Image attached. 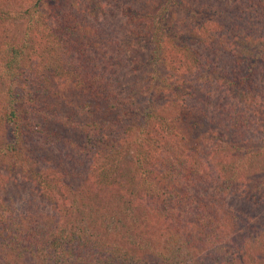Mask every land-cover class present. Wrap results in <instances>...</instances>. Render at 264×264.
Listing matches in <instances>:
<instances>
[{
	"label": "trees",
	"instance_id": "16d2710c",
	"mask_svg": "<svg viewBox=\"0 0 264 264\" xmlns=\"http://www.w3.org/2000/svg\"><path fill=\"white\" fill-rule=\"evenodd\" d=\"M5 1L0 0V21L8 15L1 7ZM152 1L83 0L84 6L78 8L86 15L89 28L77 33L57 19L51 22L59 29L52 31V24L41 20L45 8L60 5L61 0H29L24 12L17 10L11 22L25 18L21 38L6 39L9 26L5 23L0 40V159L10 153L18 165H36L37 172H25L28 179L35 178L36 173L62 184L67 179L50 159L51 146L43 145L58 134L56 127L67 125L54 118L30 123L29 106L34 98L21 100V86L36 72L31 67L38 61L46 67L51 61L45 56L47 48L33 45L27 30L39 33L40 42L45 39L44 32L54 39L58 48L53 55L60 57L68 69L64 72H69L54 75L70 82L72 91L69 94L60 88V95L53 92L51 97L67 102L66 115L78 117L76 125L86 131V140L75 141L78 153L92 150L98 157L81 166L82 175L74 190L87 200H80L84 212L76 211V218L66 216L73 232L61 234L64 239L60 240L56 236L59 220L55 218L56 222H49L53 233L31 235L28 227L10 216L9 223L0 221V231L9 237L12 223L17 222L19 228L15 230L28 246L24 247L13 230L6 237L3 264H228L224 258L237 244V253L229 255L230 264H264V244L255 242L261 230L249 226L258 218L249 221L247 212L234 215L223 204L234 194L240 204L242 196L244 203L255 201L258 207L263 201L264 170L253 183L247 177L246 164L254 166L264 159V150L252 148L247 138L249 133L253 136V127L264 126V42L257 31L259 22L264 23V3L253 0L260 9L245 23L238 14L232 17L222 13L225 24L220 27L226 41L218 42V48L208 44L213 49L204 51L207 62L200 56L205 49L202 44L211 40L200 34H206L200 22L203 19H193L191 6L181 0ZM94 3L104 15L102 19L116 12L125 26L88 20L89 4ZM97 31L102 35H96ZM118 36L119 42L110 40ZM32 48L31 55L26 53ZM225 49L228 54H223ZM30 59L36 60L31 67L27 66ZM77 62L80 66L91 63L90 69L71 73ZM52 69L47 66L45 73ZM203 71L216 88L219 84V90L232 89L228 93L236 91L234 98L241 104L257 107L256 113L237 114L239 119H235L229 113L231 107L223 105L224 100L218 115L207 114L202 97L186 78L192 75L199 79ZM49 87L54 89V83ZM73 90L89 99L73 103L62 98ZM223 91L221 94L227 90ZM253 100L262 102L258 105ZM54 115L60 117L61 113ZM76 162L78 167L82 164ZM9 174L16 176L13 171ZM86 182L92 186L90 192L82 188ZM49 202L53 209L55 201ZM116 228L124 230L118 234ZM238 236L246 239L240 242ZM45 246L47 251L43 252ZM210 254L216 258L206 262Z\"/></svg>",
	"mask_w": 264,
	"mask_h": 264
},
{
	"label": "rangeland",
	"instance_id": "374dc122",
	"mask_svg": "<svg viewBox=\"0 0 264 264\" xmlns=\"http://www.w3.org/2000/svg\"><path fill=\"white\" fill-rule=\"evenodd\" d=\"M101 2H105V0H100ZM107 1V0H106ZM147 2L154 3L155 1L152 0H146ZM182 2L188 3L191 6V11L193 12L192 14L194 15V18H202L203 21L202 25H205L203 29H206V34L204 32H200L201 36H204L205 38L207 37L208 39H211L207 45L202 44V47L205 48L203 52H201L200 55L203 58V61H207L206 57L208 55H204V51H211L213 48L211 46H214L218 48V42H225L226 37L222 33V28L220 26L225 24V21L222 19V13L224 15H230L234 16L237 15L241 18V22L245 23L248 22L249 20L252 19L253 13L255 10L260 9V4L255 6L253 4V0H181ZM259 2L264 3V0H258ZM29 0H6L4 3L2 2L1 7L4 9V12L7 13L8 15L7 18L3 15L2 17L5 18L4 21H0V40L3 38V34L5 32V23L7 26H9L8 31L6 32V39H8L10 36L13 37V40H16L18 37H22L25 32V24H23V20L25 18L19 17L17 20H14L11 22V18L14 17L15 13L17 10H20V12H24L28 5ZM81 2V3H79ZM83 0H61V4H56L55 6H49L45 8L46 13L42 12L43 18L41 20L46 19L47 22H50L52 25L50 29L53 31L54 29H59V25L57 23H52L51 21H55V19L59 20L58 22L62 21L63 27L67 26L69 30H73L74 33H77L78 30L81 32L85 30L87 25L85 24L86 22V15L83 14V11L80 10L83 6L81 5ZM90 8L88 10L91 12L90 17L88 20H91L92 22H95L94 24L98 22H105L109 23V25L114 24V27H122L125 26L124 19L121 15L118 13L114 12L112 15L111 14H105L109 15L107 18L102 19L104 16L102 12L97 9L98 7L95 3L89 4ZM70 6V7H69ZM82 6V7H81ZM80 7V8H78ZM9 10H15L14 12H9ZM195 13V14H194ZM218 16L215 18L214 16ZM241 15V16H240ZM36 16V15H35ZM197 18V19H198ZM95 19H97L95 21ZM209 20H212L209 23ZM216 20L220 23L215 25ZM221 21V22H220ZM12 24H11V23ZM61 23V22H60ZM258 24V34L263 39L264 42V23L262 24L259 22ZM197 25V22H196ZM246 25V24H245ZM58 26V27H57ZM61 27V25H60ZM49 29V30H50ZM123 29V28H122ZM64 30L62 28L61 32ZM28 31V36L30 39H32L33 45H36L37 47L40 46L43 48V45L47 50L45 51L42 49L41 51H45V56L50 58V62L44 67L43 63L44 62H39L37 65H34L31 67L32 62H36L35 59L29 61V65L27 66L31 67V70H36V72L33 74L31 80L30 78L26 81L25 85L21 86V91L20 93L22 94V99L23 97L26 99H30L31 97L34 98L35 102L30 103V111L31 115L29 114L28 117H30V123L32 124H39L38 122L43 118L46 122L50 118L57 119L61 122V124L67 125V126H62L59 125V127L55 128L52 126L51 128H55L54 131H57L58 134L51 139V141L46 140L47 142L43 145L45 146H51V160L57 165L62 171L65 172L67 175V179L63 180V184L59 183L56 181L55 178L52 179H45L42 176L39 175V173H36L35 178H30L28 179L25 172L27 173H35L37 172V166L30 163L22 162L21 165H18L17 162L13 159V154H7L5 157L0 159V221H5L9 223L10 221L7 219L10 216H14L17 221H19L18 224H21L25 229L28 227L27 230H29L33 235L36 234L37 236L41 235H48L53 229L51 224L49 223L50 220L56 222L55 218L59 220L58 228L57 229V234L56 236L60 237V240H63L64 237L61 236L65 234L66 231L73 232L70 230V226L66 224L67 221H65L66 216L70 217H77L76 211L80 214L83 210H85L82 207V202L80 200H87V198L81 194L79 190H74L76 189V185L79 182V179L81 178L82 173H80L81 166H85V162L88 160L91 161L93 158L94 161H96V158L98 156L95 155V152H92V150H87L86 153L79 154L77 150V146L75 141H84L86 140V131L76 125L75 121H78V117H74L72 115L71 117H68L66 115V107H67V102H60V100L53 99L51 97V94L55 92L57 95L59 93L60 95V88L64 89V91H68L69 94L72 90V87H70V82L64 80H60L58 75H54L56 73L61 74H68L69 72H64L65 70H68L65 66L62 60L60 61V57H56L53 55L56 50L57 46L53 44L54 39L52 36L48 35L47 32H44L45 39L42 40L41 42L39 41V33L36 32H30ZM88 33V32H87ZM10 34V35H9ZM9 35V36H8ZM73 36H76L75 34H72ZM89 35H92L91 32ZM96 35L100 36L102 33L100 31H97ZM118 35V34H117ZM61 36V33L59 34ZM111 36V35H110ZM20 37V38H21ZM107 37V35H106ZM110 38V37H109ZM105 39V38H102ZM119 36L116 39L110 38L112 41H120ZM106 40V39H105ZM261 44H263L262 41H260ZM1 43V42H0ZM43 44V45H42ZM210 44V45H208ZM261 44L258 43V45L261 46ZM137 44H135V47ZM215 48V49H216ZM264 48V46H262ZM116 49V48H115ZM131 47L127 48V51H130ZM34 49H27L26 53L28 52L30 55ZM186 50V49H184ZM183 50V51H184ZM118 52V50H117ZM228 54L229 51L227 49L224 50L223 54ZM262 53H264V50L262 49ZM93 52L90 49V55H92ZM145 54V53H144ZM189 58V56H185V58ZM89 58V57H87ZM55 60H57V64L55 63ZM208 62V61H207ZM81 63V62H80ZM133 63V62H132ZM90 65H84L80 66L78 62L74 64L75 69L69 70L71 73L73 72H79L80 69L86 70L90 69ZM47 66L50 68H54L48 72L45 73ZM68 66V64H67ZM262 69H264V64H261ZM30 70V71H31ZM27 76H29V71L25 70L24 71ZM53 73V74H52ZM203 76L200 77L199 79H193L192 75L190 77H186L190 79V85L195 86V90H197L198 94L202 97V102H204V106L206 107L205 112L210 115H218L219 112V104H221L222 101L224 106L231 107L229 113H232L231 117L235 119H239V116L237 114L241 115H252L254 109L257 107L253 106H248L246 102L241 104L238 100L234 98L236 91H230L232 89H223L219 90V87L221 85L216 84L218 88H216L215 83L211 80L208 79L207 77V72H202ZM48 74V75H47ZM189 75V74H186ZM185 75V76H186ZM195 77V74L193 75ZM197 78V77H195ZM205 79H208L210 82L205 81ZM49 81V82H48ZM54 83V89L49 87V84ZM67 83V84H66ZM200 86H199V85ZM223 87V86H222ZM224 88V87H223ZM57 90V91H55ZM225 90H227L225 92ZM225 92V94H221V92ZM67 94V93H65ZM64 95L62 96L63 99H69L71 102H80V100H86L89 98H86V96L80 95L79 92H76L73 90V93L71 95ZM221 97V98H220ZM221 99V101H220ZM48 102V103H47ZM256 100H253L254 104H260L262 101L258 100L256 103ZM63 105H66L65 107ZM66 110V111H65ZM57 112L61 113V116L58 117V115H54ZM256 113V112H255ZM98 116V115H97ZM250 117V116H248ZM98 118L102 119L101 116H98ZM254 131L253 136L249 133L250 138V146L254 148L255 150L262 151L264 150V126L259 127L257 126V129L255 127L252 128L251 132ZM30 135V134H29ZM27 135V136H29ZM248 136V132L246 134ZM9 139V136H8ZM11 140V139H10ZM52 143V145H51ZM2 152H0L1 156ZM71 159H75V161H71ZM82 159V160H81ZM76 160H79L82 164L78 167V163ZM258 162V163H257ZM255 162V165L251 166L250 163H247L246 166L248 165V175L247 177L250 176V179L253 180V183H256L257 177L261 174V171L264 170V159H261L259 161ZM51 163V161H50ZM240 165H237V167ZM244 169V168H243ZM11 171L16 176L11 177L9 174ZM3 174V176H2ZM25 174V175H24ZM79 178V179H78ZM91 179V178H90ZM243 180L244 178L241 177ZM39 181H41L39 183ZM45 185L43 182H45ZM68 183V184H66ZM247 186V185H246ZM246 186H242V188H245ZM89 187V188H88ZM69 188L71 189L69 191ZM84 190H88L90 192L92 186L88 185V182L85 183V185L82 187ZM244 193H242L243 195ZM235 196H230L229 201H224V206L228 208V211H231L232 214H238V213H246L249 215L248 220L252 218H258L254 221H251L248 225L249 226H254L260 228L261 233H260V239L259 241H255L256 243H259L260 246L264 244V196H263V201L260 203V207L257 206V203L247 201V203H244L243 196L242 198V203L240 204V201L237 198V195L234 194ZM241 195V194H240ZM264 195V193H263ZM255 200V199H254ZM54 203V208L52 209V205L49 202ZM48 202L51 205V208L48 207ZM86 203V202H85ZM42 209V210H41ZM40 210V211H38ZM84 212V211H83ZM21 213V215H20ZM22 213L24 215H22ZM225 213V212H224ZM227 213V212H226ZM250 214H254L253 216H250ZM256 214V215H255ZM227 214H224L223 218L226 217ZM256 216H261L259 217ZM116 219V218H115ZM2 221V222H3ZM17 223V222H15ZM14 224V226L11 228V233L12 231L16 233L17 237L20 240L19 233L16 231L18 230V224ZM107 223V222H106ZM114 223V222H113ZM112 223V224H113ZM244 225H247V221H242L241 222ZM116 224V223H114ZM17 229L15 230V228ZM119 228V226H118ZM118 228H116V231H119ZM250 228V227H249ZM124 230L123 228L118 232V234H121V231ZM115 231V233H117ZM20 232V231H19ZM38 232V233H37ZM68 232V234L70 233ZM9 234V237L11 235ZM117 234V235H118ZM7 238L8 235L6 236ZM5 237V234L3 231H0V264H3L2 258L6 251V243L5 241L7 238ZM146 239V238H145ZM238 239L240 242L244 241L246 238L242 236H238ZM15 240V239H14ZM256 240V239H255ZM24 241V247L28 246L27 245V240H22ZM59 242V241H58ZM254 242V243H255ZM239 245V244H237ZM235 245L232 247L230 254H236L238 250V246ZM47 247L45 246L43 249V252L47 251ZM262 248L259 249V253L261 254ZM264 250V249H263ZM24 250L20 246V254L23 256ZM199 254V253H198ZM257 254V253H256ZM12 254H10V258H12ZM229 255H227L224 260L230 264L232 262L229 259ZM7 256V255H6ZM21 256V259L24 260V258ZM216 258V254H210L206 259V262H211L214 261ZM204 262V263H206ZM11 264H16V262H12ZM38 264V263H37Z\"/></svg>",
	"mask_w": 264,
	"mask_h": 264
}]
</instances>
